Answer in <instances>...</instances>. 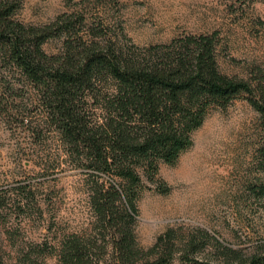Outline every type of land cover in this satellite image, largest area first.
Returning a JSON list of instances; mask_svg holds the SVG:
<instances>
[{"label": "trees", "instance_id": "16d2710c", "mask_svg": "<svg viewBox=\"0 0 264 264\" xmlns=\"http://www.w3.org/2000/svg\"><path fill=\"white\" fill-rule=\"evenodd\" d=\"M17 9V3L0 0V68L13 69L33 89L41 118L26 121L19 104H2L13 91L6 79L0 80V106L10 108V116L20 114L12 119L34 143L43 125L51 127L85 170L92 219L52 247L57 264H264L260 254H243L198 228L167 229L147 249L136 239L143 179L154 183L160 164L177 161L212 108L243 98L259 114L255 161L264 173V83L252 86L219 71L217 34L139 48L118 45L81 15L28 26L14 18ZM50 39L61 43L55 55L44 50ZM156 189L167 192L163 183ZM250 190L264 199V181ZM40 256L22 250L11 264H42ZM0 264H8L1 249Z\"/></svg>", "mask_w": 264, "mask_h": 264}, {"label": "rangeland", "instance_id": "374dc122", "mask_svg": "<svg viewBox=\"0 0 264 264\" xmlns=\"http://www.w3.org/2000/svg\"><path fill=\"white\" fill-rule=\"evenodd\" d=\"M10 1L18 5L14 18L24 25L81 15L84 24L100 26L118 45L145 48L216 33L219 71L252 86L264 83V0ZM60 47L59 39H50L44 50L55 55ZM2 79L13 89L2 104L14 101L26 121L40 120L33 89L13 69L0 68ZM10 111L0 106L1 254L11 264L22 250L38 251L42 264H57L52 247L84 231L92 219L85 170L68 157L51 127L43 125L34 143L20 120L12 119L20 114ZM261 135L259 114L245 99L212 108L177 161L160 164L154 183L143 179L136 201L138 244L147 249L170 228H198L224 246L264 258V199L250 190L264 181L255 161ZM158 183L167 192H158Z\"/></svg>", "mask_w": 264, "mask_h": 264}]
</instances>
